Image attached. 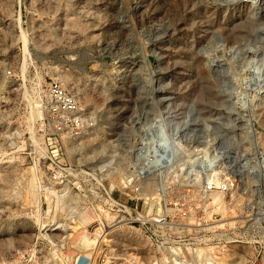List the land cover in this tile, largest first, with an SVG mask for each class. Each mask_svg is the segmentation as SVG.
<instances>
[{"label":"rangeland","instance_id":"rangeland-1","mask_svg":"<svg viewBox=\"0 0 264 264\" xmlns=\"http://www.w3.org/2000/svg\"><path fill=\"white\" fill-rule=\"evenodd\" d=\"M53 78L94 121L54 158L75 176L48 185ZM156 119L164 167L141 175ZM154 250L264 264V0H0V264H154Z\"/></svg>","mask_w":264,"mask_h":264},{"label":"built area","instance_id":"built-area-1","mask_svg":"<svg viewBox=\"0 0 264 264\" xmlns=\"http://www.w3.org/2000/svg\"><path fill=\"white\" fill-rule=\"evenodd\" d=\"M7 74H9V71H7ZM42 108L44 120L49 131L47 140L53 149L50 150V155L45 158L48 160L49 171L45 173V181L41 183L48 185L66 184L68 179L73 178L76 173L69 166L66 167L62 160H56L54 158L64 150L63 139L68 137L77 138L85 134L92 127L94 118L91 113L81 105L77 94L70 87L61 83L60 80L54 78L50 79L45 85ZM139 131L140 134L138 138L140 146L134 150L133 156L135 160L144 163L145 168L142 166L140 170V174L142 175L150 165H152V167L155 165H159V168L164 167V143L168 142L171 138L169 135H164L162 124L158 122L157 119L155 121L151 120L147 125H144L143 128H140ZM198 150L200 149H195L194 152H198ZM178 154L180 153L175 154L174 157L178 156ZM195 160L196 159L193 158L189 160L186 159L185 161L187 164L193 163ZM140 189V185H131L128 188V191L131 193L129 199H140ZM204 190L227 191L228 183L226 181L215 182L210 180L205 183ZM110 200L115 207L116 216L121 217L120 220L125 216H130L133 209H131L126 200L122 202L120 200ZM150 260L153 261L154 264H164V252L152 251ZM178 260H180L182 264L197 263V260Z\"/></svg>","mask_w":264,"mask_h":264},{"label":"bare ground","instance_id":"bare-ground-1","mask_svg":"<svg viewBox=\"0 0 264 264\" xmlns=\"http://www.w3.org/2000/svg\"><path fill=\"white\" fill-rule=\"evenodd\" d=\"M165 156V155H164ZM83 237V236H82ZM80 239H81V237H80ZM84 240V239H83ZM85 241V240H84ZM87 242H88V240H87ZM91 242V241H90ZM84 243H86V242H82V244H84ZM87 244H89L88 246H90L91 245V243H87ZM101 244V243H100ZM81 247V246H80ZM83 247V246H82ZM86 247V246H85ZM131 264V263H130Z\"/></svg>","mask_w":264,"mask_h":264}]
</instances>
